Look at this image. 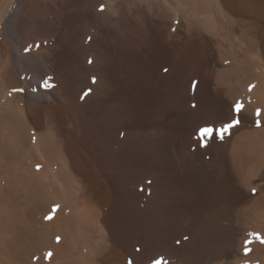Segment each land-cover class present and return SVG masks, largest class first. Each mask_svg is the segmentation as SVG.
Returning <instances> with one entry per match:
<instances>
[{"label": "rangeland", "instance_id": "1", "mask_svg": "<svg viewBox=\"0 0 264 264\" xmlns=\"http://www.w3.org/2000/svg\"><path fill=\"white\" fill-rule=\"evenodd\" d=\"M122 1H124V2H122ZM240 1L241 0H227L228 9L235 11L237 6L239 5ZM221 3H222V1L220 2L219 0H76L75 3L70 5L69 12H68L69 16H70L69 20H68V24H69L68 31H67L68 33L65 32V36H66V34H68V36L70 35L69 36L70 39L67 40L65 49H66L67 56L70 55V57H72L71 60L74 57H76V58L73 59L74 62L73 61H67V66H68V70L66 71V72H68V74H67L68 75L67 86L64 87L65 89L63 88L64 89L63 94H62V92L60 93L54 89L58 86V83H55L56 81L53 82V84L50 88H47L45 86V84H44L45 77H47V76L51 77V75H54V77H58V76L60 77L59 74H61V72H59V71L52 72L50 74V76L47 74V75H44L42 78L39 77L38 79H36V82L34 84V88L31 89V92L33 94H35V97L39 102H43L44 104H46V103L52 104L55 101L54 106H53L50 114H47V115H45V114L43 115V113H40L41 115L39 114L38 119H37L38 120V128L37 129H31L30 130L25 125V123L23 124V122L20 123V126H21L20 128H18V129L15 128L16 129V131H15L16 135H18L19 137L21 136L20 140L24 146L19 147L17 151H12L16 154L15 156H13V160H12L13 165L15 164L14 166H6L4 164L0 167V193L3 192L2 190L5 191L7 188L8 190L5 191L7 194L12 192V194L10 193L11 195L10 194L9 195L12 196L13 198L15 197L13 194H16V198H18V200L20 198L21 201L20 200L18 201L16 198H14V199L16 200V202L18 201V203L22 202L19 205H21L20 206L21 212L25 213V214L20 213V217L17 215L19 217V218H17V220L18 219L19 220L21 219V220L17 221L19 227L15 230V232L19 233V230L21 228L24 230L27 228L30 230L32 229L31 233L34 231L32 233L33 235H31V237L32 236L33 237L32 238L30 237L31 240L34 238L33 242L31 240H30V242L27 241V242H29V244H31V242H32V245L26 244L25 243L26 241H24L23 243L21 241L20 245H18L17 250H15L13 253V255L16 253L13 256L14 257L13 259H16L20 264H21V261L26 262L25 264H33V263L38 264L40 262H42V264H48V262H51L50 264H61L62 260L59 258H63L62 256L64 254H66L65 252H67V254L65 255L66 258L69 257V258H71V261H72L76 257V259L79 262L81 259L79 257H81L83 255V252L85 251L84 254L86 257L84 256V258L82 257L83 259H81V260H83V262L80 261V263H78L76 261V264H81V263L82 264H85V263L88 264L89 263L88 261H90V259L88 260L87 254H89V256L90 255L92 256V254H94L93 253L94 251L90 250V248L96 249L94 246L96 244H97L96 247L97 246L101 247L104 244H107L108 246H110V244L113 245L116 242L117 244H119V246L121 245L120 250L124 249V250L120 251L121 255L123 256L125 253L124 257L130 256L129 258L126 257V260H125L126 263L125 264H131V263L132 264H138L139 261H141V263L139 262V264H153V263L154 264H158V263L159 264H185V263L186 264H188V263H191V264H218L219 258L217 256H220L222 254V250H221V248H219L221 250L220 251L214 245L219 244L221 242L220 241V238H221V232L220 231L223 230V227L221 230L220 229L221 227L218 226L219 223L215 227L213 226V228H211V229L209 227L210 230L207 229L205 226L206 233L203 230L202 233L198 232V234H197V226H198V228L201 225L204 227V225H205L204 221L208 222L207 220H209V218H210V215L212 213L211 211H215L217 208H219V207H217L219 204L218 200L214 199V198H216L215 191L212 189V186L210 185V183L213 181V178H214L212 171H213V173H216V172L220 173L222 171L221 168L225 167V163L223 160L225 158L224 154L227 151H228L227 152L228 155L231 154V152L233 151V148L235 146L234 140L232 141L231 145L229 146L230 148L228 150L226 149V152H224L225 148L223 149L220 144L224 143V141H226L225 138H227V136L229 137L230 135L224 133L223 138H221L219 132L214 131L211 135H208V137L210 138V141L207 144V146H203V143H202L203 139H201L202 137L200 136V133H201L200 130H201V128H205V127L214 128V127H212L213 124H209L208 122H205V121H207V118L206 119L205 118L196 119L193 116L197 111L195 109L196 105H191L187 99L185 101L184 96L182 94H185L186 88H182V85H180V81L178 80L176 75L174 76V74L172 75V73H170V75H168V72H171V66H169V65H166V66L161 67V68H157V69H155L156 71L153 70L154 73L153 72L152 73L154 75L152 74L151 77H153L154 80H156V81L158 80L157 83H159V81L161 83L153 84L156 82L154 80H152V87L155 90L158 89L157 91L162 90L163 89L162 86L164 84V81L167 80L168 78H169L168 79V85L173 84V85H170L172 88L174 87V85H176L175 86L176 89L173 88V91L175 92V96L177 95V98L179 96L180 97H179V99L173 100V103L175 102L173 104V107H174V109L177 108L176 110L181 111L180 113L182 115L184 113V115H183L184 117L185 116L187 117V115H188L187 118L190 122L189 123L185 117L184 120H186V122L188 124L184 120H182L180 127L178 125L175 127L174 126L173 127L163 126L164 127L163 128V127H159L158 125H157L158 126L157 127L156 125H153V124L151 125V124H146V123H140L137 121V118L135 116H134L135 118L132 117L133 115L128 117L127 121L126 120L122 121L123 123H121V126H120L117 119L115 118L116 117L115 114H116V112H118V106L116 107V105H117L116 101L111 100V98H113L112 97L113 95L111 96V94H112L111 90H109V88H108L109 91L107 90V93L105 92L107 97H106V100L104 102V96L105 95H104V93L101 94L102 91H99L100 90L99 87L104 86V88H105V86H108V85H106L107 82L104 80L105 79V74H104V69H103L104 65H101L103 55L106 56V54H107V56H109L112 53H114L116 51V49H117V52L119 51L118 53H120V54L121 53L122 54L127 53L129 49H131V50L135 49L136 52H135V50H134V52L136 54L139 53L138 56L145 57L147 55V51L149 50V45L153 44L152 40L154 37V33L150 32L151 31L150 27L147 28L148 25L143 21V19L139 21L137 18L138 17L137 15L139 13H144V12L152 13L155 16V20L158 21L159 25L164 24L170 20L169 22H172L171 26L174 27V31L178 34L179 39H182V38L184 39L185 37H188V36H190L191 38H195L196 43L193 45H194V49H195L196 54H197L196 62L198 64V67H196V70L197 69L198 70L197 71L195 70L194 73H195V77L198 79V81H200L202 79L201 65H202L203 60H204V55H203L200 47H202V45H204V44H206V45L212 44L209 31L211 30L214 23L219 22V24L217 23L219 25V27H225L226 28L227 24H228L226 21L229 20V17H231L230 15L233 14L232 18L235 16L232 11L228 10L226 8V6H224V4H221ZM230 5H231V7H230ZM101 6H103V11L100 10ZM1 8L3 9L2 3H0V9ZM20 8H21V4L18 3L17 7H16V11L19 10ZM153 9H155V10H153ZM201 9H203V11ZM105 12H106V14H105ZM131 12H132V15H131ZM225 12H227V13L225 14ZM96 13H98V14H96ZM125 13H126V15H123ZM133 13H135V14H133ZM102 14H103V16H102ZM95 15H99V16L95 17ZM158 16H159V18H158ZM113 18H114V20H113ZM127 18H129L130 20L128 19L129 20L128 21ZM214 19L216 21H214ZM109 20H111L112 23L116 22L117 27H116V25L112 24L111 22H110L111 23L110 24L108 22ZM126 20H127V22H126ZM8 21L11 22L13 26L16 24V16H15L14 12H10L7 14L6 20H5V25L7 24ZM122 21H124L125 24H124V22L122 23ZM98 22H99V24H98ZM117 22H120V23H117ZM138 23H139V25H138ZM112 25H114V26H112ZM128 27L129 28L131 27V28L129 29ZM133 27H134V29H133ZM99 29L101 30V32ZM97 30L99 31V33L97 32ZM128 31L130 32V34ZM39 32H43V28H40ZM179 32H181V35H180V36H182L181 38L179 36V34H180ZM110 33L112 36H110ZM131 33L133 36L131 35ZM150 33H152V34H150ZM195 33H196L197 37L195 36ZM189 34H191V35H189ZM101 36H103V37H101ZM105 37H106V39H105ZM129 37H132V38H129ZM142 37H144V38H142ZM259 37H260V41H261L262 52L264 53V32L260 33ZM108 38L112 41V43H110L111 41L108 40ZM95 39H97V40H95ZM120 39H122V40H120ZM150 39H152V40H150ZM49 41H50V37L43 40V38L41 39V37L39 36V39L35 42L36 47L32 48L30 50V52L31 51L37 52L41 48H45V46L47 45V43ZM130 41H132V42L134 41L135 43L131 42L129 44ZM145 41H147V42H145ZM106 42L108 44H106ZM115 42L117 43V45L113 44ZM95 43H97L98 47ZM146 43H149V44H146ZM101 44L104 48L106 47L105 48L106 51L104 48H103L104 49L103 51L100 50V49H102ZM110 44L113 46V48H112V46H110ZM134 45H135V47H134ZM107 46H108V48H107ZM161 48H163L162 50L165 49L164 46H160V49ZM114 49H115V51H114ZM78 50H80V51H78ZM109 50H110V52H109ZM15 51L17 54H21V52L18 49H16ZM103 52H105L106 54ZM117 52L115 54L119 55ZM143 55H145V56H143ZM211 55H212V63L214 66L213 67L214 70H217V68L220 69L221 66L222 67L224 66V65H222L221 58H218V54L214 53L213 49L211 51ZM98 58H100V59H98ZM99 60H101V61H99ZM89 61H91V63ZM97 63H99L101 70L99 69V66ZM94 65H96V66H94ZM165 68H167V69H165ZM100 71H102V73H101L102 75L100 74ZM158 72H159V74H157ZM171 75L173 77V80L175 77H176V79L174 81L172 80L170 82V79L172 78ZM155 78H157V79H155ZM100 79H102L105 82H103L102 80L100 81ZM93 81H95V82H93ZM108 81H109L108 83L110 84L111 81L110 80H108ZM162 81H163V84H162ZM175 81H178V82H175ZM99 82L100 83L102 82V85ZM250 82H252V81H250ZM250 82L247 84L248 86L246 85V89H247L246 91L251 90V87L254 84V83H250ZM98 84H99V86H98ZM154 85H155V87H154ZM157 85H159V86H157ZM97 89H99V90H97ZM85 93H88V94L85 95ZM100 94L102 95V97L100 96ZM211 94L212 93H210V95ZM215 97H216L215 94H212L210 96L211 99L213 98L212 100H215V99L217 100V97L216 98ZM185 98H186V96H185ZM217 101H219V99ZM187 104H189V106H190L189 109L192 110L191 113H190V111L189 112L186 111V109L189 110L187 108ZM182 105H183V108H182ZM237 105H238V103L236 104V106ZM103 106L105 109L103 108ZM112 106H114V107L112 108ZM178 106H180V107H178ZM2 109L3 108H1L0 111ZM182 109H184V110H182ZM242 109L243 108L241 107L240 111H242ZM256 110L257 109H255V111H254V115H255V117H258L260 114L257 116ZM258 112H260V110H258ZM103 119L106 120V123L108 122V124H106ZM102 120H103V122H102ZM194 120H196L195 121L196 125H195V123H193ZM199 120H201V121H199ZM202 120H203V122H202ZM113 121L116 124H114ZM197 121H199V122H197ZM136 122L138 124H136ZM223 122H221L223 125L228 124V122H226V123H223ZM102 123H105V124H102ZM183 124H184V126H183ZM201 124H203V125H201ZM206 124H208V125H206ZM217 124L220 125L219 123H217ZM107 125H109V126H107ZM186 125L188 126V128ZM218 125H216V127ZM105 126L108 127L109 131L107 128L105 130ZM192 126H193V128H192ZM185 128H187V129L185 130ZM20 129H22V130H20ZM188 129H189V132H188ZM215 130H218V128ZM104 131H106V132H104ZM15 132L13 131L12 133H14V135H15ZM108 132H110V133H108ZM157 132H158V135H157ZM19 133H20V135H19ZM100 133H101V136H100ZM113 133L115 136L113 135ZM131 133H132V135H131ZM140 133H141V135H140ZM185 133H186V135H185ZM216 133H217V135H216ZM240 133L241 132H237L236 134H234V136L239 137L242 134V133L241 134ZM102 135L103 136L106 135V136H104L106 138H103L105 141L101 140ZM175 136L177 138H175ZM107 137H109V138H107ZM182 137H185V138H182ZM112 138H113V140H112ZM150 138H151V140H150ZM24 139H25V141H24ZM106 139L108 141H106ZM126 139L128 140L127 142H126ZM40 140H42V141H40ZM196 140H197V143L195 142ZM194 142L196 143L197 146L195 145V147H191V149H190L189 144L194 143ZM186 143L187 144L189 143V144L187 145ZM106 144H109V145H106ZM221 148L224 151H222ZM39 150H41V151H39ZM108 150H110V151H108ZM180 151H182V152H180ZM34 152H35V154H34ZM120 152H121V154H120ZM0 158H2V157L0 156ZM174 159H175V161H174ZM231 159L232 158L230 157V160ZM211 160H213V161H211ZM1 161H2V159H1ZM110 165L113 169L110 167ZM188 166L191 168H188ZM114 167H115V169H114ZM197 167H199V168L201 167L200 168L201 170ZM149 168H151L152 170L158 169V173L160 174V172H161V174L155 175L154 176L155 179H154L153 176L151 177V176L146 175L149 172V170H148ZM196 168H197V172L200 171L199 174L188 171L189 169H191V170L195 169L196 170ZM68 169H69V171L71 169V172H69ZM121 169H123V170H121ZM177 169H179L177 176H174V175L172 176V173L174 171H176ZM203 169H204V171H202ZM162 170H163V172H162ZM67 171L69 172V174H66ZM145 172H147V173H145ZM166 172H168V173H166ZM180 172H181V174H180ZM59 173H61V174L65 173L66 174L63 177V181L60 180V182L57 179L58 178L57 175ZM70 174L73 175L74 177H71ZM167 174H169L168 177L165 176ZM75 176H76V179L78 178L79 180L78 179L75 180L74 179ZM132 176H134V177H132ZM146 176H147V178H146ZM55 177H56V179H55ZM65 177H67L66 179L68 181L65 179ZM130 177H132V178H130ZM156 178L157 179L159 178V179L157 180ZM164 178L165 179L167 178L166 179L167 181H165V183L167 185H165V187H161V186L158 187L157 185ZM173 178L175 180H173ZM71 179H72V181H71ZM198 179H199V182H198ZM200 179H201V181H200ZM9 180H10L9 184L11 183L10 184L11 187L8 185ZM67 182H69V183L71 182V183L67 184ZM19 183H21V184H19ZM253 183H254V186L256 185V188H253V186H251L252 187V189H251V187H249L247 185H245L244 188L249 190V191L251 190L250 194L252 193V191H254V193H252L251 196L255 197L260 192V187H259L260 184H262V183L264 184V178H261V180L256 179V181L254 180ZM60 185H61V187H60ZM17 186H19V187H17ZM55 186H56V188H55ZM8 187H10L11 190ZM13 188H16V189L19 188V189L16 191V190H13ZM22 188L23 189L25 188L24 189L25 191L24 190L21 191ZM61 188H62V190H61ZM160 188L161 189L163 188V189L161 190ZM52 189H54V190H52ZM58 189H60V190H58ZM27 190H28V192H27ZM159 190H161V192ZM13 191L15 193H13ZM55 191H57V192H55ZM153 191H155V193H158V194L156 196L157 201L152 203L151 197L153 196L152 195ZM165 191L167 192V194H162V193H166ZM20 192H21L23 197L24 196L26 197V195H27V197L25 198L27 200H25L22 196L19 197L18 193L20 194ZM22 192L23 193L25 192L24 193L25 195ZM6 193L3 192L2 195L3 194L7 195ZM130 193H131V195H130ZM159 193H160V196H162V197L159 196ZM0 196H1V194H0ZM28 196H30V197H28ZM106 196H108V197H106ZM174 196H175V198H174ZM167 197H169V198H167ZM84 198H86V200ZM87 198H89V199H87ZM83 199L85 202L83 201ZM251 199H248V201L245 203V205L242 206L243 208H242L240 214H236L238 217L237 216H234V217L231 216L234 219H231V222H230V232L232 230H233L232 232H235V237H236L238 242L242 240L240 242L241 244L239 246L240 248L241 247L242 248L241 249L239 248L240 250L238 251V253L236 252V256L238 257L237 259L239 261L236 260V257H234L235 254H233L232 258L228 259L230 261L231 260L237 261V262H235V261L232 262L233 264H239V263H241V264L242 263L243 264H264V261H263L264 260V256H263L264 252L262 251V248L259 247L257 243L251 244V240L253 239V237L255 239V237H259L258 235L264 236V229L261 228L260 226H257V225H260L261 221L264 218L263 217L264 216L263 215L264 214V208L259 207V208L255 209L252 206L253 199L252 200ZM129 201H130V203H129ZM90 202L92 205V206L91 205L90 206L92 208L91 207H89V208H91V210L87 206V205H89L88 203H90ZM79 203H80V205H79ZM127 203H129V205ZM158 204H160V205H158ZM151 205L153 207H150ZM59 206H61L62 208L61 207L58 208ZM158 206H160L161 208ZM219 206H220V204H219ZM95 207H96V209H94ZM213 208H215V209H213ZM0 209H2L1 205H0ZM34 209H35V211H34ZM59 209L61 212L59 211L58 212L59 214H57V217H56V213ZM257 209H258V211H257ZM96 210H98V211L94 212ZM124 210H126V211H124ZM246 211H248V212L250 211L249 216H248L249 213H247ZM26 213H27V215H26ZM90 213H93V214H90ZM95 213H96V215H95ZM23 215L25 216L24 218H23ZM60 216L62 217V219L60 218ZM85 216H86V218H84ZM93 216L96 217V220L98 219V222H99L98 225L97 224L95 225L93 222H91V224H90V221L88 222L87 218L93 217ZM207 216H209V217H207ZM48 217H51V218L49 219ZM75 219H77V220H75ZM58 220L60 222H58ZM61 221L62 222L64 221V222L62 223ZM84 221H86L88 223L87 224L85 222L87 224L86 226H84L85 225ZM223 222H225V224L228 223V221L225 219L223 220ZM54 223H56V224H54ZM58 223H60V224L58 225ZM75 223H77V227L78 226L81 227L83 224V226L81 227L82 229L79 227L74 228L73 226H75ZM231 223H233V225H231ZM52 224H54V225H52ZM87 226L91 227L92 229L89 228L87 230ZM83 227L85 228L86 231L83 230ZM192 227H194L195 229ZM98 228H99V230H98ZM78 229H81V233H82V230H83V232H86L87 233L86 237L91 235V237L93 238L92 239L90 237L91 238V240H90L89 237L88 238L85 237V233H83V234L79 233L81 235V239H84V241H86L84 243L83 240L82 241H80L81 239L78 240V241H80L79 247L83 252H77V250H79V249L70 250V245L72 243H74V244L76 243L75 238L77 236L75 233H77L79 231ZM94 229H96V230L94 231ZM76 230H78V231L76 232ZM68 231H69L70 235H68ZM190 231H193V232L191 233ZM91 232H94V235H93V233L91 234ZM97 232H98V234H97ZM88 233H89V235H88ZM199 233H200V235H199ZM213 233H218V235L216 236L217 238L215 237L216 234H213ZM227 233H228V231H227ZM65 234H66V236L67 235L68 236L67 237L65 236V238H64ZM79 234H78V237H80ZM211 234H213L214 237ZM82 235H84L85 238L82 237ZM105 235H106V237H105ZM195 235H197V236H195ZM42 237H44V238H42ZM194 237H196V238H194ZM123 238H125V242H124ZM239 239H241V240H239ZM40 240H42V241H40ZM95 240H96V242H95ZM213 240L214 241L216 240V241L213 243ZM103 241H104V243H103ZM92 242H94L93 245H92ZM98 243L99 244L102 243V244L99 245ZM263 243L264 242H260V244H263ZM24 244H26V246ZM27 245L31 246V248H28ZM33 245H36V246L34 247ZM89 245H91V246L89 247ZM24 246L27 248L25 251H24V249H25ZM68 247H69V249H68ZM60 248H62V249H60ZM65 248H67V250ZM151 248H152V250H151ZM214 248L216 250H214ZM32 249H34V250L32 251ZM87 249H89V250L87 251ZM256 249L257 250L259 249L258 252ZM69 250L77 252V253L76 252L74 253L76 256L75 257L73 256L74 257L73 259H72V252H70ZM81 250H79V251H81ZM159 250L162 251L163 253L157 254L155 257L150 259V257L152 255L158 253ZM62 251H64V252H63L62 256L59 257L61 255ZM68 251H69V253H71L69 256H68ZM86 251H87V254H86ZM91 251H93V252L91 253ZM260 252H262V255ZM0 253H1V251H0ZM29 253H31V254H29ZM128 253H131V254H128ZM216 253H219V254L217 255ZM252 253L254 256H252ZM28 254H29V256H26ZM78 254H80V255H78ZM211 254H212V256H210ZM213 255L214 256L217 255L216 256L217 259L214 258ZM52 256H54V258ZM77 256H78V258H77ZM159 256L160 257L162 256V257L160 258ZM257 256L258 257L261 256V257L258 258ZM26 257H27V259H25ZM209 257L210 258L212 257L213 261H211L212 259H209ZM3 258H5V257H3ZM3 258H2V260L0 258V261H1L0 264H3V263L8 264V262H4V261H7L6 259H4V261H3ZM51 258H53L52 261H51ZM69 258L66 259V261H68V262L65 261V263L66 264L67 263L68 264H75L74 261L76 259L73 260L72 262H74V263H72ZM137 258L139 260H137ZM158 258H160L161 260ZM214 259H215V262H214ZM240 259H242V260H240ZM127 260H130V261H127ZM204 260H205V262H204ZM136 261H138V262H136ZM63 262L64 261H62V264H63ZM229 263L232 264L231 262H229Z\"/></svg>", "mask_w": 264, "mask_h": 264}, {"label": "bare ground", "instance_id": "2", "mask_svg": "<svg viewBox=\"0 0 264 264\" xmlns=\"http://www.w3.org/2000/svg\"><path fill=\"white\" fill-rule=\"evenodd\" d=\"M75 1L76 0H0V3H2V6H3V9L2 8H1L2 10L0 9V109L3 108L0 111V156L2 157V158H0V167L2 165H4V164L6 166H14L15 164L13 165V161L12 160H13V156H15L16 154L14 152H12V151H17L19 147L24 146L23 143L20 140V137L21 136L19 137L18 135H16V132H15L16 129L15 128H17V129L20 128L21 127L20 126V123L23 122V124L25 123V125L30 130L31 129H37L38 128V120L37 119H38L39 114L40 113H43V115L44 114L45 115L50 114V112H51V110H52V108L54 106V102H55L54 100H53L54 102L52 104H47V103L44 104L43 102H39L36 99L35 94H33L31 92V89L34 88V84L36 82V79H38L39 77L42 78L44 75H47V74L50 76V74L52 72L59 71V72H61V74H59L60 77L59 76L58 77H54V75H51L52 78L51 77H48V76L45 77V80H44L45 81L44 82L45 86L47 88H50L52 86L53 82L56 81L55 83H58V86L56 88H54V89L56 91L60 92V93L62 92V94H63V90L65 89L64 87L67 86V83H68V81H67V79H68V75H67L68 72H66L68 70L67 61H73V59L76 58V57H74L71 60L72 57H70V55L67 56V53H66V49L65 48H66V42H67V40L70 39V37H69L70 35L68 36V34H66V36H65V32L68 31V26H69V24H68V20H69V17H70L69 16V13H68L69 12V8H70V5L71 4L75 3ZM219 1L220 2L222 1L221 4H224V6H226V8L228 9V7H227V0H219ZM122 2H124V1H122ZM18 3L21 4V8L16 11V7H17V4ZM230 7H231V5H230ZM153 10H155V9H153ZM201 10L203 11V9H201ZM228 10H230V9H228ZM230 11H232V10H230ZM10 12H14L15 13V16H16V24L14 26L9 21L5 25L6 16ZM232 12L234 13L235 16L232 18V15L233 14L230 15L231 17H229V20L226 21L228 23V24L226 23L227 24V27L226 28L225 27H219V25H218L219 22H216L214 24L212 23L213 26H212L211 30L209 31L210 39H211L212 44L211 45L204 44V45H202V47H200V49H201V51H202V53L204 55V60H203V63L201 65L202 79L200 81H198V79L195 77V73H194L195 70H196V67H198V64L196 62V56H197V54H196V51H195L194 45H193V44L196 43L195 38H191L190 36H188V37H185L184 39L183 38L182 39H179L178 34L174 31V27L171 26V23L172 22H169L170 20L167 21L164 24H161L162 25L161 26V25H159L158 21L155 20V16L152 13H150V12H144V13H139V14L137 13L138 14L137 15L138 16L137 17L138 20L140 21V20L143 19V21L148 25L147 28L150 27V29H151L150 32L154 33L153 40L150 39V40L153 41L152 42L153 44L152 45H149V50L147 51V55L146 56L143 55L145 57L138 56L139 53L136 54L135 53L136 52L135 49H132V50L129 49L127 53H123V54L122 53L121 54L118 53L119 51L117 52V49H116V51L114 49L115 52L112 53L109 56H107V54L105 52H103V53L106 54V56H104V55L102 56L101 55L102 56V64L101 65H104V68H103L104 69V74H105V79L104 80L107 82L106 85H108V86H105V88H104V86H101L102 85V82L101 83L99 82L101 84L100 85L101 87H99L100 90L97 89L99 91H102V93L100 92L101 94L104 93V95H105L104 96V102H105L106 97H107L106 94H105V92L107 93L108 88H109V90H111V93L112 94L111 93L110 94H111V96L113 95L112 96L113 98H111V100L116 101V103H117L116 107L118 106V112L115 111L116 114L115 113L114 114L116 115L115 118L117 119V121L120 124V126H121V123H123L122 121H124V120L127 121V118L133 115L132 117L135 116L137 118V121L140 122V123H146V124H151V125L153 124V125H156V126L158 125L159 127H163V126H168V127H173L174 126L175 127V126H178V125L180 127V124H181L182 120H184V118L186 116L184 117L183 116L184 113L182 115L180 113L181 111H178V110H176L177 108L174 109V107H173V104L175 103V102L173 103V100L174 99L175 100L176 99H179V97H180L178 95L179 97L177 98V95L175 96V92L173 91V88H175L176 85H174L173 88L170 86V85H173V84H169L168 85V79L169 78L167 77L168 79L164 81V84H163V81H162V84H163V86H162L163 89L162 90L157 91L158 89L155 90L152 87V80H154V78L151 77V76L154 73L153 70H155L157 68L164 67L166 65H169V66H171V72H168V75H170V73H172V75L174 74V76L176 75L177 78H178V80L180 81V85H182V88H186L185 94H182L184 96L185 101L187 99L191 105H196V108L195 109L197 111L193 115L196 119H198V118H205L206 119L207 118V121H205V122H208L209 124H213L212 127H214L213 128L214 130L217 129V128L220 129V128L224 127L226 124L223 125L221 123L223 121H224L223 123H226V122L231 123L234 120H239V123L238 124H236L234 127L230 128L225 133V134H229L230 136L228 137L226 135L227 136V138H225L226 141H224V143H221L220 144L223 149L225 148V151L222 148H221V150L224 151V152H226V149L228 150L230 148L229 146L231 145L232 141L234 140V142H235V146H234L233 151L231 152V154L228 155V153H227L228 151L224 154L225 158L223 160H224V163H225V167L224 168H221L222 171L220 170L221 171L220 173H217V172L216 173H213V171H212V174L214 175V178H213V181L210 183V185L212 186V189L215 191L216 198H214V199H217L218 200L220 206L218 204L217 207H219V208L216 207L217 209L215 211H211L212 213L210 212L211 213L210 218H209V220H207L208 222H205L204 221V224H205L204 227L201 225L198 228V226H197V234H198V232H201L202 233L203 230L206 233L205 226H206L207 229H209V227L211 229V228H213V226L215 227L219 223L218 226L221 227L220 228L221 230H222V227H223V230L220 231L221 232V238H220V241L221 242L220 243L218 242L219 244L214 245L218 249L221 248V250H222V254L220 256H217L219 253H216L217 254L216 256L219 258L218 264H230L229 262H231V263L234 262L235 260H231V261L228 260L229 258H232L233 254H235L234 257H236V260H238L237 259L238 257L236 256V252L238 253V251L242 248V247L241 248L239 247L240 244H241L240 242L242 240L239 239L241 241L238 242L237 239H236V237H235V232H232L233 230L230 232V222H231V219H234L231 216L234 217V216H237L236 214H240V212H241V210L243 208L242 206H244L245 203L248 201V199H251V198L253 199L252 206L255 209L256 208H259V207L260 208H264V184L263 183L260 184V186H259L260 187V192L255 197H252L251 196L252 193H254V191H252V193L250 194V191L251 190L249 191V190H247V189L244 188L245 185H247L249 187L253 186V188H256V185L254 186L253 181L254 180L256 181V179H260L261 180V178H264V53L262 52L261 41H260V37H259V34L262 33V32H264V0L263 1L262 0H241L240 3H239V5L237 6L236 10L235 11H232ZM98 13H96V14H98ZM226 13L227 12H225V14ZM105 14H106V12H105ZM133 14H135V13H133ZM123 15H126V13L123 14ZM131 15H132V12H131ZM96 16H99V15H95V17ZM102 16H103V14H102ZM158 18H159V16H158ZM128 19L129 18H127V20ZM113 20H114V18H113ZM127 20H126V22H127ZM214 21H216V20L214 19ZM108 22L110 23L111 20H109ZM123 22L124 21H122V23ZM117 23H120V22H117ZM98 24H99V22H98ZM112 24L116 25V22L115 23H112ZM124 24H125V22H124ZM114 25H112V26H114ZM138 25H139V23H138ZM116 27H117V25H116ZM40 28H43V32H39V29ZM133 29H134V27H133ZM97 32L99 33L98 30H97ZM100 32H101V30H100ZM111 33H110V36H112ZM152 33H150V34H152ZM179 33H180L179 34V36H180L181 35V32H179ZM129 34H130V32H129ZM131 35H132V33H131ZM189 35H191V34H189ZM39 36L41 37V39L43 38V40H45L48 37H50V41L47 43V45L45 46V48H41L37 52H32V51L30 52V50L32 48L36 47L35 46L36 45L35 42L39 39ZM195 36L197 37L196 33H195ZM101 37H103V36H101ZM181 37L182 36H180V38ZM109 38H108V40H110ZM129 38H132V37H129ZM142 38H144V37H142ZM105 39H106V37H105ZM95 40H97V39H95ZM120 40H122V39H120ZM116 42L113 43V44L114 45L115 44L117 45ZM131 42L132 41H130L129 44ZM145 42H147V41H145ZM110 43H112V41ZM95 44L97 45V43H95ZM106 44H108V43L106 42ZM146 44H149V43H146ZM101 46H102V44H101ZM110 46H112V45L110 44ZM160 46H164L165 49L164 50H162L163 48L160 49ZM97 47H98V45H97ZM134 47H135V45H134ZM103 48L104 47L102 46V49H100V50L103 51L106 47L104 49ZM107 48H108V46H107ZM112 48H113V46H112ZM16 49H18L21 52V54H17L16 51H15ZM212 49L214 50V53L218 54V58H221L222 65H224L223 67L221 66L220 69L217 68V70H214V68H213L214 66H213V63H212V55H211ZM134 50H135V52H134ZM78 51H80V50H78ZM105 51H106V49H105ZM109 52H110V50H109ZM116 52L119 55L115 54ZM98 59H100V58H98ZM99 61H101V60H99ZM97 64L99 66V63H97ZM94 66H96V65H94ZM100 68L101 67L99 66V69ZM167 68H165V69H167ZM102 71H100V74L102 73ZM157 74H159V72ZM172 75H171V77H172ZM157 78H155V79H157ZM175 79H176V77L174 78V80ZM101 80L102 79H100V81ZM108 80L111 81L110 84L108 83L109 82ZM172 80H173V77L170 79V82ZM105 81H103V82H105ZM154 81L156 83H153V84H159V83H161L160 81H159V83H157L158 80L157 81L154 80ZM250 81H252V82H250ZM175 82H178V81H175ZM249 82L250 83H254V84L251 87V90L246 91L247 90L246 89V85ZM98 86H99V84H98ZM157 86H159V85H157ZM154 87H155V85H154ZM17 89H23V91H17ZM210 93L215 94L216 97H217V100L219 99V101H217L215 99L216 97L214 98L215 100H212L213 98L212 99L210 98V96L212 94L210 95ZM101 94H100V96L102 97ZM185 96H186V98H185ZM237 103L239 105H242V108H243L242 111H239V112L236 111V104ZM114 106H112V108ZM178 107H180V106H178ZM103 108H104V106H103ZM182 108H183V105H182ZM187 108L188 109L190 108L189 104H187ZM255 109H257L256 110L257 112H258V110H260V112H259L260 115L259 116L257 115L258 117H255V115H254ZM182 110H184V109H182ZM186 111H188V112L190 111V113L192 112V110H190V109L189 110L186 109ZM187 117H188V115H187ZM187 117H186V120H188ZM103 120H102V122H103ZM186 120H184V121L186 122ZM104 121L106 123V120H104ZM195 121L196 120H194L193 123H195ZM199 121H201V120H199ZM199 121H197V122H199ZM188 122H189V120H188ZM202 122H203V120H202ZM105 123H102V124H105ZM113 123H114V121H113ZM217 123H219L220 125H218ZM106 124H108V122ZM114 124H116V123H114ZM136 124H138V123L136 122ZM195 125H196V123H195ZM201 125H203V124H201ZM206 125H208V124H206ZM216 125H218V126L216 127ZM107 126H109V125H107ZM107 126H105V130H106V128L108 129ZM183 126H184V124H183ZM187 128H188V126H187ZM187 128H185V130ZM192 128H193V126H192ZM20 130H22V129H20ZM13 131L15 132V135L16 136L14 135V133H12ZM108 131H109V129H108ZM104 132H106V131H104ZM188 132H189V129H188ZM237 132H241L242 134L240 133L241 135L239 137H235L234 134H236ZM20 133H19V135H20ZM101 133H100V136H101ZM108 133H110V132H108ZM113 135H114V133H113ZM131 135H132V133H131ZM140 135H141V133H140ZM157 135H158V132H157ZM185 135H186V133H185ZM216 135H217V133H216ZM104 136H106V135H104ZM104 136L102 135L101 140H104L103 138H106ZM200 136L202 137L201 139H203L202 140L203 146H207V144L210 141V138L208 137V135L207 136H202V134L200 133ZM107 138H109V137H107ZM175 138H177V137L175 136ZM182 138H185V137H182ZM112 140H113V138H112ZM150 140H151V138H150ZM24 141H25V139H24ZM40 141H42V140H40ZM106 141H108V140L106 139ZM127 141L128 140L126 139V142ZM195 142L197 143V140ZM194 143H191V144L188 143L190 149H191V147H195L196 143L195 144ZM109 144H106V145H109ZM39 151H41V150H39ZM108 151H110V150H108ZM180 152H182V151H180ZM34 154H35V152H34ZM120 154H121V152H120ZM230 157L232 158L231 160H230ZM1 159H2V161H1ZM174 161H175V159H174ZM211 161H213V160H211ZM110 167H111V165H110ZM188 168H191V167L188 166ZM197 168H199V167H197ZM197 168H196V170L195 169H192V170L189 169L188 171L199 174L200 171L197 172ZM114 169H115V167H114ZM121 170H123V169H121ZM148 170H149L148 173L145 172V173H147L146 175L151 176V177L153 176V178H154L155 175H160L161 174V172H160V174L158 173V169H153L152 170L151 168H149ZM68 171H69V169H68ZM68 171H67L66 174H69V172H71V169H70L69 172ZM202 171H204V169ZM162 172H163V170H162ZM178 172H179V169H177L176 171H174L172 173V176L173 175L174 176H177V173ZM166 173H168V172H166ZM66 174L65 173H62V174L59 173L57 175L58 176L57 179L59 180V182H60V180L63 181V177ZM180 174H181V172H180ZM168 175L169 174H167L165 176L168 177ZM71 177H74V176L71 175ZM132 177H134V176H132ZM132 177H130V178H132ZM66 178L67 177H65V179ZM146 178H147V176H146ZM55 179H56V177H55ZM74 179L77 180L78 178L76 179V176H75ZM166 179L164 178L161 182L159 181L160 183L157 186L158 187H160V186L161 187H165V185H167L165 183V181H167ZM173 180H175V179L173 178ZM71 181H72V179H71ZM200 181H201V179H200ZM9 182H10V180L8 181V185L10 186L11 183L9 184ZM198 182H199V179H198ZM70 183L67 182V184H70ZM19 184H21V183H19ZM10 187H8V188L10 189ZM17 187H19V186H17ZM60 187H61V185H60ZM55 188H56V186H55ZM18 189L13 188V190H16V191ZM24 189L22 188L21 191L24 190ZM54 189H52V190H54ZM251 189H252V187H251ZM6 190H8V189L6 188ZM58 190H60V189H58ZM61 190H62V188H61ZM161 190H159V191L161 192ZM2 191L4 193H6L4 190H2ZM3 192L0 193L1 196H2V197L0 196V205L2 207V209H0V251L3 254L2 255L0 253L1 254L0 255V258L2 260V258L5 257V258H3V261H4V259H6L7 261H4V262H8V264H20L16 259H13L14 258L13 256L16 254L15 253L13 255V253H14L15 250H17L18 245H20V242L21 241H22V243L24 241H26L25 242L26 244L32 245V242H33V239L34 238L31 240V238L33 237V236L31 237V235H33L32 233L34 231L31 233V230L32 229L30 230V229L27 228V229L24 230V229L21 228L19 230V233H16L15 232V230L19 227L18 226V222H17L19 219L17 220V218H19L20 217V213H22L21 212V207H20L21 205H19L22 202L21 203L20 202L18 203V201L20 200V198L18 200V198H16V194H13V195L15 196L14 198H16L18 200L17 202H16V200L12 196H10L12 194V192H10L11 194L9 193L10 195L7 194V193H6L7 195H4V194L2 195ZM27 192H28V190H27ZM55 192H57V191H55ZM13 193H15V192L13 191ZM157 194L158 193H155V191H153V194H152L153 196L151 197V202L152 203L157 201V197H156ZM162 194H167V192L166 193H162ZM18 195H19V197H21L22 196L21 192H20V194L18 193ZM130 195H131V193H130ZM159 196H160V193H159ZM26 197H27V195H26ZM26 197L24 196L23 198L25 199ZM28 197H30V196H28ZM106 197H108V196H106ZM160 197H162V196H160ZM167 198H169V197H167ZM174 198H175V196H174ZM84 199L86 200V198H84ZM84 199H83V201H84ZM87 199H89V198H87ZM25 200H27V199H25ZM129 203H130V201H129ZM129 203H127V204L129 205ZM88 204H89V205H87L88 208L92 206L91 205V202L88 203ZM160 204H158V205H160ZM79 205H80V203H79ZM60 207L61 206H59L58 208H60ZM150 207H153V206L151 205ZM158 207H160V206H158ZM91 208H89V209L91 210ZM94 209H96V207ZM213 209H215V208H213ZM34 211H35V209H34ZM59 211H60V209L57 211L56 217H57V214H59L58 213ZM97 211L98 210H96L94 212H97ZM124 211H126V210H124ZM257 211H258V209H257ZM246 212L249 213L250 211L249 212L246 211ZM90 214H93V213H90ZM26 215H27V213H26ZM95 215H96V213H95ZM249 215H250V213L248 214V216ZM24 217L25 216L23 215V218ZM207 217H209V216H207ZM60 218L62 219L61 216H60ZM84 218H86V216ZM89 218H87V220H88V222L90 221V224H91V222H93L95 225L96 224L98 225L99 222H98V219L96 220V217L93 216V217H89ZM224 219L227 220L228 223L225 224V222H223ZM75 220H77V219H75ZM86 221H84V224H85L84 226H86L88 224ZM58 222H60V221L58 220ZM54 224H56V223H54ZM54 224H52V225H54ZM59 224L60 223H58V225ZM231 225H233V223H231ZM82 226H83V224H82ZM257 226H260L261 228L264 229V218L261 221L260 225H257ZM73 227L76 228L77 227V223H75V226H73ZM78 227L81 228L80 226H78ZM89 228L92 229L91 227L87 226V230ZM192 228H194V227H192ZM81 229H78L79 231L76 230V232L78 231L77 233H75L77 237L74 235L76 237L75 238V242L76 243L75 244L72 243L70 245V250H72V249H74V250H77V249L81 250L80 247H79V242L82 241V240L84 241V239H81V235L80 234L85 233V237H86V234H87L86 232H83V230L86 231L84 227H83L82 233H81ZM95 230L96 229H94V231ZM98 230H99V228H98ZM227 231H228V233H227ZM98 232H97V234H98ZM190 232L192 233L193 231H190ZM89 233H88V235H89ZM92 233L94 235V232H91V234ZM78 234H79L80 237H78ZM213 234H216L215 237L218 235V233H213ZM213 234H211V235L213 236ZM68 235H70L69 231H68ZM199 235H200V233H199ZM65 236H66V234L64 235V238H65ZM195 236H197V235H195ZM258 236L259 237H255V239L253 237V239L251 240V244L257 243L258 246L261 247L262 248V251L264 252V245H263L264 243L263 244H260V242H264V236H262V235L261 236L258 235ZM82 237H84V235H82ZM88 237L90 238L91 235H89ZM88 237H86V238H88ZM105 237H106V235H105ZM42 238H44V237H42ZM91 238H90V240H91ZM194 238H196V237H194ZM79 239H81V240L78 241ZM123 239H124V242H125V238H123ZM30 240L32 241L31 244H29ZM27 241H29V242H27ZM40 241H42V240H40ZM215 241L213 240V243ZM85 242L86 241H84V243ZM95 242H96V240H95ZM93 243L94 242H92V245H93ZM103 243H104V241H103ZM26 244H24V245L26 246ZM101 244H99V245H101ZM36 245H33V246L35 247ZM96 245H94L96 249H91L90 248V250H93L94 251V252L91 251V253L92 252L94 253V254H92V256L91 255L89 256V254H87V251L89 249H87V251H86V254L88 256V260L90 259V261H88V260L87 261L90 264H125L126 263V261H125L126 260V257H128V258L130 257V256L124 257L125 253H124L123 256L121 255V252L120 251L121 250H124V249H121L120 250V246L121 245L119 246V244H117L116 242L113 245L110 244V246H108L107 244H104L101 247H98V246L96 247ZM90 246L91 245H89V247ZM28 248H31V246H28ZM152 248H151V250H152ZM26 249L27 248L25 247L24 251ZM34 249H32V251ZM60 249H62V248H60ZM65 249L67 250V248H65ZM68 249H69V247H68ZM79 250H77V252H83L82 250L81 251H79ZM214 250H216V249L214 248ZM258 250H257V252H258ZM69 251H68V256L71 254V253H69ZM63 252L64 251H62V253H61V255L59 257L62 256ZM70 252H72V259H73L76 256L74 254L76 251L75 252L74 251H70ZM65 253L67 254V252H65ZM84 253H85V251L83 252V255L81 257H79V258L83 259L84 256H85ZM131 253H128V254H131ZM160 253H163V252L159 250L158 253L152 255L150 257V259H152L153 257H155L157 254H160ZM260 253L262 255V252H260ZM29 254H31V253H29ZM29 254L26 255V256H29ZM66 254H64L62 256L63 258H59L58 257L59 259H61L62 261H64L63 264H66L65 261H66V259L69 258V257H67V258L65 257ZM80 254H78V255H80ZM212 254L210 256H212ZM216 256H214V258L217 259ZM252 256H254L253 253H252ZM263 256H264V254H263ZM52 257L54 258V256H52ZM259 257H261V256H259ZM53 258H51V261H52ZM77 258H78V256H77ZM160 258H158V259H160ZM25 259H27V257ZM69 259L71 261V258H69ZM75 259H76V257H75ZM75 259H73V260H75ZM81 259H80V261L83 262V260H81ZM209 259H212V257L211 258L209 257ZM137 260H139V259L137 258ZM240 260H242V259H240ZM62 261H61V264H62ZM76 261L78 262V260L76 259L74 261L75 264H76ZM80 261L78 263H80ZM127 261H130V260H127ZM211 261H213V259ZM22 262L23 261H21V264H25L26 263V262H23V263ZM66 262H68V261H66ZM74 262H72V263H74ZM136 262H138V261H136ZM139 262L141 263V261H139ZM139 262H138V264H139ZM204 262H205V260H204ZM214 262H215V259H214ZM235 262H237V261H235ZM0 263H1V261H0ZM50 263L51 262H48V264H50ZM33 264H35V263H33ZM38 264H42V262H40ZM85 264H87V263H85ZM188 264H191V263H188ZM239 264H241V263H239Z\"/></svg>", "mask_w": 264, "mask_h": 264}, {"label": "snow or ice", "instance_id": "3", "mask_svg": "<svg viewBox=\"0 0 264 264\" xmlns=\"http://www.w3.org/2000/svg\"><path fill=\"white\" fill-rule=\"evenodd\" d=\"M100 10L103 11V6H101ZM89 62L91 63V61H89ZM93 82H95V81H93ZM17 91H23V89H17ZM87 94L88 93H85V95H87ZM241 107H242V105L238 104L236 106V111L239 112ZM257 115H259V112H257ZM238 123H239V120H234L231 123L226 124L224 127L220 128L218 130H214L211 127H205V128H202L200 131H201L202 136L211 135L214 131H218L221 138H223V134L226 133L230 128L234 127ZM48 218L50 219L51 217H48Z\"/></svg>", "mask_w": 264, "mask_h": 264}]
</instances>
